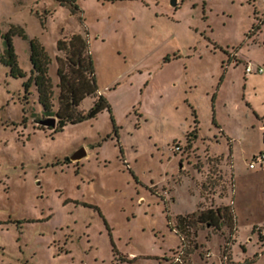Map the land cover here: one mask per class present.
<instances>
[{
    "label": "rangeland",
    "instance_id": "374dc122",
    "mask_svg": "<svg viewBox=\"0 0 264 264\" xmlns=\"http://www.w3.org/2000/svg\"><path fill=\"white\" fill-rule=\"evenodd\" d=\"M73 1L0 0L1 35L21 27L50 57L55 109L57 42L75 34L111 106L41 129L35 88L23 99L30 43L12 37L27 77L0 64V264H264V165L249 168L264 152V0ZM225 207L231 222L198 219Z\"/></svg>",
    "mask_w": 264,
    "mask_h": 264
},
{
    "label": "trees",
    "instance_id": "16d2710c",
    "mask_svg": "<svg viewBox=\"0 0 264 264\" xmlns=\"http://www.w3.org/2000/svg\"><path fill=\"white\" fill-rule=\"evenodd\" d=\"M63 6L70 8L72 13L79 11L73 0H57ZM18 35L23 40L30 43V62L32 64L31 74L24 81V101L28 104L32 96V89L35 88L38 95V103L42 107L41 115L34 113L33 118L40 125L41 129L48 128L40 123L50 118L57 120L56 127H49L53 132L60 133L68 125H78L96 119L103 112H111V106L102 94H99L97 74L94 60L89 50L87 39L80 34L73 35L68 40H59L57 49L64 56H57V76L59 83L57 88L58 108L55 109V90L52 78L49 75L51 59L45 48L37 41L29 39L26 31L19 27L11 30L0 37L4 41V50L0 52V64L9 69L10 76L14 79H25L27 74L20 68L18 58L13 45L12 37ZM170 62V57L165 59ZM87 98H94L93 105L87 112L80 111L82 103ZM26 123V120L24 121ZM198 121L196 124L198 125ZM216 124V123H215ZM197 138V126L189 135ZM191 142L189 141V145ZM69 160L68 158L66 159ZM231 213L227 207L208 209L198 214V219L202 223L216 226L223 219L230 221ZM191 217L182 218L188 224ZM32 222V220H26ZM231 222V221H230Z\"/></svg>",
    "mask_w": 264,
    "mask_h": 264
},
{
    "label": "water",
    "instance_id": "95a60500",
    "mask_svg": "<svg viewBox=\"0 0 264 264\" xmlns=\"http://www.w3.org/2000/svg\"><path fill=\"white\" fill-rule=\"evenodd\" d=\"M172 5L176 6L177 5V1L173 0ZM56 123H57V120L55 118H50L48 120L42 121L40 124L45 126V127H48V128L49 127L55 128L56 127ZM86 155H87L86 151L84 149H81L78 152H76L70 159L72 161H80L84 157H86Z\"/></svg>",
    "mask_w": 264,
    "mask_h": 264
},
{
    "label": "built area",
    "instance_id": "2783aa9c",
    "mask_svg": "<svg viewBox=\"0 0 264 264\" xmlns=\"http://www.w3.org/2000/svg\"><path fill=\"white\" fill-rule=\"evenodd\" d=\"M248 72H251V68L248 69ZM262 72V70H260ZM264 165V152H261L259 155H255L252 157L250 163H249V168L254 170L257 169L258 167H262Z\"/></svg>",
    "mask_w": 264,
    "mask_h": 264
}]
</instances>
